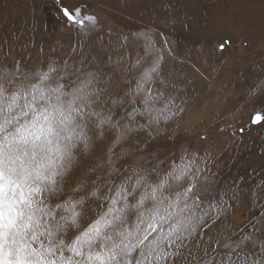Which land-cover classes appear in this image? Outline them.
Listing matches in <instances>:
<instances>
[{"label": "rangeland", "instance_id": "1", "mask_svg": "<svg viewBox=\"0 0 264 264\" xmlns=\"http://www.w3.org/2000/svg\"><path fill=\"white\" fill-rule=\"evenodd\" d=\"M138 2L0 0V67L13 70L19 63L22 73L36 72L55 62L57 74H67L62 82L69 84L87 72L98 76L95 86L102 91L96 110H110L119 127L101 130L89 124L90 147L74 150L62 197L81 180L84 189L74 198L99 185H104L103 193L109 186L105 181L118 182L133 168L149 170L150 179L156 180L157 172L162 176L171 170L183 153H195L218 192L226 191L228 197L232 189L239 193L229 201L226 216L205 232V240L221 233L238 240L264 210V122H252L264 113V0ZM151 4L155 9L150 10ZM63 6L95 16L96 28L84 33L69 25ZM216 16L223 21L218 27ZM141 33L164 57L160 76L147 87L154 95L163 92L165 100L171 98L176 115L159 125H147L137 116L128 131L124 125L132 106L112 101L129 99L128 91L156 55L154 51L140 67H132L145 56L146 41L136 35ZM93 203L100 201H86V206ZM254 240H264V232L254 233ZM247 248L259 251L258 243Z\"/></svg>", "mask_w": 264, "mask_h": 264}, {"label": "snow or ice", "instance_id": "2", "mask_svg": "<svg viewBox=\"0 0 264 264\" xmlns=\"http://www.w3.org/2000/svg\"><path fill=\"white\" fill-rule=\"evenodd\" d=\"M62 14L84 33L98 23L79 8L63 6ZM136 35L146 41L145 56L132 67L156 55L128 91L129 99L112 101L132 106L124 125L128 131L137 116L159 125L176 115L171 98L147 87L160 76L162 50L148 35ZM66 75L57 74L55 62L47 71L22 73L19 63L13 70L0 67V264H264V240H254V233L264 232V210L240 239L221 233L205 240V232L226 216L229 201L239 193L218 192L195 153H183L171 170L162 176L157 172L156 180L149 170L133 168L118 182L105 181L109 186L103 193L99 185L74 198L84 189L81 180L62 197L74 150L90 147L89 124L101 130L119 127L110 110H96L102 91L95 86L96 73L71 84L62 82ZM161 101L163 107H157ZM252 122H264V113ZM89 200L100 203L86 206ZM250 242L258 243V252L248 250Z\"/></svg>", "mask_w": 264, "mask_h": 264}, {"label": "bare ground", "instance_id": "3", "mask_svg": "<svg viewBox=\"0 0 264 264\" xmlns=\"http://www.w3.org/2000/svg\"><path fill=\"white\" fill-rule=\"evenodd\" d=\"M117 1V0H116ZM123 1V0H122ZM133 1V5L135 6V5H137V0H132ZM146 2L148 1V0H145ZM153 1H156V0H150V2L153 4ZM171 1V0H170ZM120 2V1H119ZM150 2H149V4H150ZM140 5H143V3H144V0H139V2H138ZM121 4V3H120ZM152 4H151V6H148V7H151V9L150 10H153V8L154 7H152ZM146 5V4H145ZM147 7V8H148ZM157 7V6H156ZM118 8V7H117ZM146 8V7H145ZM155 9V8H154ZM216 9H218L217 7H216ZM215 9V10H216ZM182 11V10H181ZM180 11V12H181ZM219 12V11H218ZM217 12V13H218ZM184 13V12H183ZM104 14V13H103ZM222 15V14H221ZM215 16V15H214ZM223 16V15H222ZM184 17V16H183ZM215 18H218L214 23H215V25L217 26V25H220L221 24V22H223V21H221V19H219V17L218 16H216ZM223 19V18H222ZM184 22V21H183ZM195 22V21H194ZM218 23V24H217ZM144 24V23H143ZM194 24V23H193ZM218 27V26H217ZM260 55V54H259Z\"/></svg>", "mask_w": 264, "mask_h": 264}]
</instances>
